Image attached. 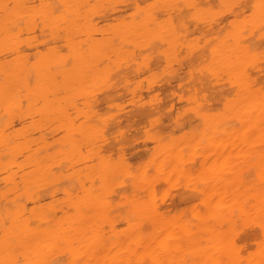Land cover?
<instances>
[{
    "label": "bare ground",
    "instance_id": "1",
    "mask_svg": "<svg viewBox=\"0 0 264 264\" xmlns=\"http://www.w3.org/2000/svg\"><path fill=\"white\" fill-rule=\"evenodd\" d=\"M118 1L0 0V264H264V0Z\"/></svg>",
    "mask_w": 264,
    "mask_h": 264
},
{
    "label": "rangeland",
    "instance_id": "2",
    "mask_svg": "<svg viewBox=\"0 0 264 264\" xmlns=\"http://www.w3.org/2000/svg\"><path fill=\"white\" fill-rule=\"evenodd\" d=\"M124 2H125V3H124ZM129 2H130V0H122V1L119 0L118 2H116L115 6H114V9H113L115 12H113V14H114V15H117L119 12H122V11H121L122 9H123V10H124V9H125V10H128V9H126L125 4H127V3H129ZM158 8H159V7H156V8L153 7V12H154L155 10L160 11L159 9H160V8H163V7H160L159 9H158ZM172 8H173L172 13L174 14V13H175V10H174L175 8H174V7H172ZM159 14H160V13H159ZM94 15H95V14H94ZM94 15H93V18H92V19H94L93 22H95V17H96V15H95V16H94ZM97 15H98V14H97ZM98 16H99V15H98ZM111 16H112V15H111ZM109 17H110V16H108V18H109ZM100 18L102 19L103 17H100ZM100 18L98 17V19H97V22H99V23H100V20H99ZM108 18H107V19H108ZM105 19H106V18H105ZM103 20H104V19H103ZM101 22H102V21H101ZM112 22H115V21H112ZM101 25H102V24H101ZM23 35H24V33H23ZM19 49H20V48H19ZM29 49H32V48H29ZM29 49H28V50H29ZM20 50H21V49H20ZM28 50H25V51H28ZM31 51H32V50H31ZM31 51H30V52H31ZM28 52H29V51H28ZM247 171H248V172H247ZM244 172H245V173H244V174H245L244 177H245L247 174H252V173H251V170L249 171L248 168H246V169L244 170ZM248 177H249V176H248ZM173 191H175V190H173ZM178 193H179V192L176 191V195H177ZM169 194H172L171 197H172V196H175V193L173 194L172 191H171V193H169ZM167 196H168V195H167ZM167 196H166L165 199H164L165 201H166ZM169 197H170V195L168 196V198H169ZM171 197H170L169 199L167 198V201L169 200L167 204H172V203H174V202H175V203L177 202L178 195H177L175 198H173V197L171 198ZM173 201H174V202H173ZM169 202H172V203H169ZM163 203H164V205H167V204H165L164 201H163ZM248 231H250V230H248ZM243 232H244V231H243ZM247 233H249V232H247Z\"/></svg>",
    "mask_w": 264,
    "mask_h": 264
},
{
    "label": "snow or ice",
    "instance_id": "3",
    "mask_svg": "<svg viewBox=\"0 0 264 264\" xmlns=\"http://www.w3.org/2000/svg\"><path fill=\"white\" fill-rule=\"evenodd\" d=\"M262 27H264V25H262Z\"/></svg>",
    "mask_w": 264,
    "mask_h": 264
}]
</instances>
